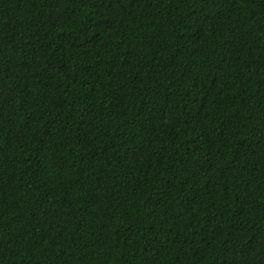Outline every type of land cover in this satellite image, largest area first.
Here are the masks:
<instances>
[{
	"label": "trees",
	"instance_id": "obj_1",
	"mask_svg": "<svg viewBox=\"0 0 264 264\" xmlns=\"http://www.w3.org/2000/svg\"><path fill=\"white\" fill-rule=\"evenodd\" d=\"M0 264H264V0H0Z\"/></svg>",
	"mask_w": 264,
	"mask_h": 264
}]
</instances>
